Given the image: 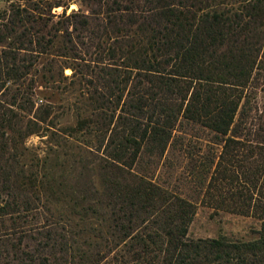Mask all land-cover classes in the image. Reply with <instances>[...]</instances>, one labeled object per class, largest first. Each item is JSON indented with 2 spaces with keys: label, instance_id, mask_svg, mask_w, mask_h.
<instances>
[{
  "label": "trees",
  "instance_id": "16d2710c",
  "mask_svg": "<svg viewBox=\"0 0 264 264\" xmlns=\"http://www.w3.org/2000/svg\"><path fill=\"white\" fill-rule=\"evenodd\" d=\"M94 1L70 14L71 2L54 1L66 20L47 33L26 26L44 19L39 3L0 21V41L10 39L0 53V216L39 188L52 218L39 256L23 249L19 258L264 264V0ZM37 58L41 74L28 87L43 84L36 93L47 103L30 117L35 101L24 106L22 87ZM68 91L78 92L76 122L58 128L49 118ZM186 125L210 137H189ZM42 130L69 176L57 179L48 157L26 146ZM200 204L260 226L248 240L191 237Z\"/></svg>",
  "mask_w": 264,
  "mask_h": 264
},
{
  "label": "rangeland",
  "instance_id": "374dc122",
  "mask_svg": "<svg viewBox=\"0 0 264 264\" xmlns=\"http://www.w3.org/2000/svg\"><path fill=\"white\" fill-rule=\"evenodd\" d=\"M54 1L57 0H0V21H7L12 12L13 7H28L33 11L32 7L37 8L34 3H39L41 10L35 9V11L42 12V18L44 19L41 21H43V24L41 23V21L38 24H32L28 22L26 26L28 29H39L42 30L44 33H47L48 31L54 29L52 27L53 23L59 22L57 25L61 27L66 20L65 17L60 16L63 12L64 7H50V5ZM61 1H69L71 2V5L73 4L75 6L71 7L70 5L67 14H70L73 9H81L82 12L89 13V10L95 4L94 0ZM47 18L50 19V21L48 26H45L44 21ZM9 40L6 39L3 42L0 41V53L2 51V48L7 45ZM25 54L26 53L22 52L20 56L23 57ZM28 55L30 54L28 53ZM28 55H25L26 58H29ZM36 60L37 63L34 65V67H32L31 70L28 71L29 73L23 79L24 86L22 87L23 89L26 87L25 89L27 91V94L24 95H27L26 100L29 101L25 103L24 106L28 107L27 109H31L30 101H35V105L31 109L32 112H27V116L30 115V117L32 114L35 113L40 104L47 103V100L43 99L44 97L39 93V91L38 93H36L37 90L44 89L43 84H40V86L35 87V90L33 91L31 87H28V84L41 74L40 72L37 75L36 70L42 69L43 63L40 61L43 60H41V58H37ZM29 62L31 63V60ZM29 62L27 60L24 61L25 64ZM65 63L66 62L64 59H59L57 67L60 68L65 65ZM64 67L65 74L71 75L73 72L72 68L66 66ZM37 84L39 85V82H37ZM37 84H35V86ZM12 92L13 91L9 92V90H7L5 95H8V97H10ZM32 92H34V94H31ZM71 92L68 91L61 94V97L64 100L56 104L49 118L54 121V123L57 125L56 127L58 128L74 125L76 122L74 104L78 98V92H75L74 94ZM258 100L260 104L264 105V91L259 93ZM70 106L72 107L70 108ZM68 108H70V110H68ZM184 130L189 133V137L191 136V134H193V136L202 137L203 139H208L210 137L208 130H204L197 126L186 125ZM69 144L70 143H68L66 146H68ZM26 146L31 148L35 153H38L40 157H48V165L51 166L50 172H52L57 179H59L63 175L69 176L71 174V168L68 162L65 161V165H67L64 166V159H62V155L60 156V158H58L56 154L53 153V151L51 150V148H54L56 146L55 144L49 142L48 132L43 131L42 133H34L30 135L26 139ZM174 154L177 158L180 157L178 155V152ZM41 193H39V188H37V190L35 188H29L21 192L19 200L20 202L14 207V210H11L12 212L0 216V264H6L4 263V261L7 260L9 262L12 261L11 263L13 264H38V260H36V262H31L29 257L24 256L23 258H19V255H21L20 252H22L24 249L26 252H30L36 257L39 256L41 246H39L38 242L41 240L42 237H44L47 230V224L50 223V219L52 220L51 213L46 209L44 210L43 208L46 197H44L43 192ZM39 196L42 197L41 201L39 200ZM23 199L31 200V204L34 208L25 210L27 208H25L26 205L22 203ZM259 226L260 221L254 217L231 212L216 213L214 212L213 208L200 204L198 206L197 213L190 225L189 235L191 237L197 238L217 237L223 234L231 238L248 240L254 237L253 229L258 228ZM12 245L17 248H12ZM12 249L16 251L18 249V255L16 253L11 252Z\"/></svg>",
  "mask_w": 264,
  "mask_h": 264
},
{
  "label": "water",
  "instance_id": "95a60500",
  "mask_svg": "<svg viewBox=\"0 0 264 264\" xmlns=\"http://www.w3.org/2000/svg\"><path fill=\"white\" fill-rule=\"evenodd\" d=\"M71 7H75V6L72 4Z\"/></svg>",
  "mask_w": 264,
  "mask_h": 264
}]
</instances>
